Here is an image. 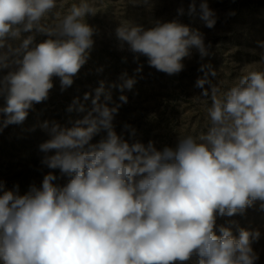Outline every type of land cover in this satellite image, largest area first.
Listing matches in <instances>:
<instances>
[{
	"label": "clouds",
	"instance_id": "9594fccd",
	"mask_svg": "<svg viewBox=\"0 0 264 264\" xmlns=\"http://www.w3.org/2000/svg\"><path fill=\"white\" fill-rule=\"evenodd\" d=\"M66 3L0 0V71L7 70L0 80L6 100L0 131L22 124L34 104L49 98L53 77L60 78L62 91L70 87L89 59L95 29L85 18L99 9L79 0L63 14L54 12ZM177 12L185 14L184 7ZM197 12L206 27L215 26L217 15L207 0L198 7L191 0L187 14ZM50 14L53 21L44 23ZM37 33L47 38L34 43ZM116 36L121 50L126 43L136 60L142 55L148 66L170 76L184 70L191 49L203 59L210 48L202 32L177 20H157L149 29L123 21ZM258 43L264 48V41ZM259 66L264 52L221 91L210 80L216 71L202 64L204 75L195 84L202 92L193 99L210 95L207 131L181 136L175 149L157 150L153 141L129 142L116 133L114 118L128 98L121 94V103H115L112 89L123 93L137 83L127 72L107 87L100 81L90 109L74 98L67 111L85 114L71 127L45 120L40 127L49 139L39 145L45 153L41 163L69 179L58 185L49 171L41 187L32 185L24 195L18 185L7 190L0 182V264H175L194 254L197 264H256L252 243L259 230L239 228L237 237L231 227L220 226V235L214 228L217 215L243 214L256 201L264 210V69ZM90 96L85 93L84 100ZM101 132L106 135L91 143Z\"/></svg>",
	"mask_w": 264,
	"mask_h": 264
},
{
	"label": "rangeland",
	"instance_id": "374dc122",
	"mask_svg": "<svg viewBox=\"0 0 264 264\" xmlns=\"http://www.w3.org/2000/svg\"><path fill=\"white\" fill-rule=\"evenodd\" d=\"M99 11L93 16H86V22L93 26L94 45L89 59L73 78V84L61 90L60 78L53 77V88L49 98L34 104V110H29L26 120L19 125H9L0 131V182L7 190L19 186V194L24 195L30 186L41 187L43 177L53 171L57 176L54 183L65 185L69 177L62 175L59 169L50 170L41 161L45 153L39 150V145L49 139L40 125L45 121L55 120L62 126L71 127L75 119L85 113L68 112L72 100L79 97L86 109L92 107L94 89L100 81H105L107 87L118 82L119 76L127 72L136 76L137 83L132 90L125 89L123 93L118 88L112 89L113 101L121 103L119 96L126 95L127 103H123L115 116L113 124L118 135L126 141H139L145 145L153 141L157 150L165 147L175 149L179 139L184 135L199 136L207 131V108L211 106L209 97L200 101L194 97L200 96L202 89L195 86L198 78L204 75L201 65H210L216 75L210 77L213 85L226 91L241 76V69L260 59L264 48L258 42L264 41V0H207L209 7L216 12L217 22L213 28L205 26L199 12L194 16L187 14L191 0H90ZM201 0H196L197 7ZM73 3L79 0H67L64 8L55 11L63 14ZM183 6L185 14L179 15L177 9ZM52 14L44 21L51 23ZM171 22L177 20L198 29L204 34L206 45L210 44L208 55L201 59L199 52L191 49V56L183 60L185 68L179 74L168 75L148 66L147 58L131 52L125 43L123 50L116 36V29L121 22L127 21L130 26H143L149 29L155 21ZM25 33L24 36H27ZM47 37L35 34L34 43H39ZM18 47L20 41H9ZM3 51V50H0ZM142 64V71L137 74L135 69ZM264 69V66H259ZM103 71H97L98 69ZM7 70L0 71V80ZM224 83L221 84L220 82ZM205 87H208L207 85ZM91 93L85 101L84 94ZM206 100L207 103L202 101ZM5 97L0 95V107L5 106ZM109 106H112L110 104ZM3 116L0 115V121ZM125 125L130 126L126 128ZM135 129V136L131 135ZM106 133L93 137L91 143H97ZM235 221V224H230ZM231 227L233 235H239V228L259 230L258 241L252 243L259 259L256 264H264V210L256 201L245 209L243 214L234 216H219L216 218L214 231L217 235L220 226ZM198 256L193 255L188 261L175 264H197Z\"/></svg>",
	"mask_w": 264,
	"mask_h": 264
}]
</instances>
